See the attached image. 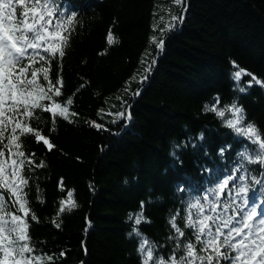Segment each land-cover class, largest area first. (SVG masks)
Returning <instances> with one entry per match:
<instances>
[{
  "label": "trees",
  "instance_id": "1",
  "mask_svg": "<svg viewBox=\"0 0 264 264\" xmlns=\"http://www.w3.org/2000/svg\"><path fill=\"white\" fill-rule=\"evenodd\" d=\"M55 7L63 15L45 17L52 22L38 41L42 47L32 53L29 71L38 70L32 82L39 87L29 99L52 106L72 98L67 106L72 122L58 116L53 126L50 114L37 109L42 119L29 123L54 147L49 150L32 134L21 136L25 157L8 143L13 123L5 118L0 125L5 179L27 178V185L18 187L31 212L19 215L29 222L34 255L51 256L50 264H142L135 227L155 243L154 255L167 259L178 242L195 240L193 229L185 227L187 217H214L227 233L223 221L239 220L245 196L264 208V183L254 182L264 181V164L238 155L247 149L253 156L258 145L225 125L231 112L221 118L205 107L223 110L235 103L243 123L254 124L264 138V86H248L251 76L242 75L246 90L240 92L233 79L243 69L264 81V0H55ZM22 12L30 22L40 7L34 8L33 0H13L4 9L12 22L5 28H14ZM72 14V23H63ZM65 33L70 36L65 54L59 57L57 51L53 59L43 49H60ZM45 72L53 83L61 80L50 92ZM44 92L51 99L41 98ZM25 158L22 168L13 164ZM230 176L235 179L223 193L209 194ZM69 192L76 205L70 212ZM18 196L7 201L5 221L19 209ZM141 202L144 220L137 225L129 216L141 211ZM198 203L199 211L192 207ZM173 216L185 233L179 241L170 239L176 235L169 223Z\"/></svg>",
  "mask_w": 264,
  "mask_h": 264
},
{
  "label": "snow or ice",
  "instance_id": "2",
  "mask_svg": "<svg viewBox=\"0 0 264 264\" xmlns=\"http://www.w3.org/2000/svg\"><path fill=\"white\" fill-rule=\"evenodd\" d=\"M20 3L23 4L24 0H20ZM176 3H181V0H176ZM12 4L13 0H0V125L4 124L5 118L13 123L12 135L8 137V143L15 144L17 154L20 157H25V153L19 151L23 143L20 139L21 136L32 134L37 142L42 141L48 146L49 150L54 147L49 139L41 134L38 128L31 126L29 123L32 120L42 119V116L36 110L40 109L43 112L49 113L53 126L58 116L71 123L72 121L69 119V109L67 106L71 105L73 101L69 97L63 103L53 101L52 106H48L40 103L36 99H29L32 90L39 87L32 82L35 80L38 70L29 71L30 63L34 59L32 53H37L42 47V44L38 43V41L44 40L43 30L52 22L51 19L46 20L45 17H56L59 20V17L63 15L58 7H55V0H33L34 8L37 5L40 7L39 17L36 18L34 12V18L28 22L25 19L27 13L22 12L15 20V27L9 30L5 28V24L11 25L12 22L5 18L4 9L6 6L11 7ZM9 15H12L11 11ZM73 17L74 14L63 23L70 25ZM173 18L175 19V17ZM55 27L59 29L61 23H56ZM70 31L71 29L69 27L68 32L70 33ZM49 35H52V33L49 32ZM69 38L68 33H65L60 41V49L51 50L44 48V52L49 53L55 59L56 52L58 51L59 57H63L65 54L64 49L67 47ZM107 41L110 45L115 42L111 31L108 34ZM158 47H163V41H161ZM41 59H45V57H41ZM234 67L238 66L234 65ZM29 74L31 79L28 78ZM242 75L251 76V81L248 82V86H251L253 82L264 86V81L258 80L254 75L246 73L243 69H238L233 73V79L237 81V89L240 92L246 90L240 86ZM43 79L48 81L49 92L52 91L55 84L61 83L60 79H57L54 83L50 81L47 72H45ZM55 95H61L59 88L55 89ZM41 98L51 99L48 96V92H44ZM218 102L219 98L216 99V103ZM6 104L8 105L7 108L5 107ZM205 107L207 111H214L221 118L225 117V112H231L232 118L226 119L225 125L236 131L238 135L246 137L252 144L258 145V151L253 156H249L247 149L238 155L242 159H248L249 162L255 163L259 161L261 164H264V138H262V134L254 124L248 123L245 125L243 123L244 116L242 108L238 107L235 103L230 107L226 106L223 110H218L216 107ZM6 112L10 113L7 117H5ZM72 115L76 114L73 112ZM18 117H24L25 119L20 120ZM96 127H99V125H96ZM17 129L20 130L19 134H17ZM52 130H54V127ZM3 135V128L0 127V137ZM4 147H8V145ZM220 152L222 155L224 149L222 148ZM3 155L4 153L0 151V156ZM25 162L26 158L13 161V164L22 168ZM28 163H31V161H28ZM39 166L43 167V162ZM4 173L3 162H0V253L3 254L2 258H0V264H9V261H11V264H50L53 260L51 256L43 257L34 255L35 249L30 244V237L27 233L29 222L19 215V212H23L24 216H28L31 212V209L27 207L28 201L25 199L27 194L23 193L22 187H18V184L26 186L27 178L25 176H19L18 180H6ZM11 176L14 178L18 176L15 169L11 172ZM231 179H235V177L230 176L225 178L217 184L216 188L211 189L209 194L215 196L217 192L223 193ZM254 182L257 184L264 183L262 180H255ZM239 192L246 193L247 187H240ZM6 193L9 195H6ZM19 193H23V195L18 196ZM16 196H18L20 201V207L11 214L10 221H5V215L9 214L7 201L11 200V197ZM207 198V196L204 197V199ZM16 202L11 201L13 205ZM64 203V201H61L59 212L65 211ZM68 204L69 207L67 210L69 212L72 208L76 207L72 201L71 192L68 193ZM143 207V202H141V211L129 216V219L134 220L137 225L144 220ZM192 207L197 208L199 211L201 206L198 203L192 205ZM239 212L241 215L238 221L233 222L234 218L231 217L223 221L224 227L228 229L227 233L223 231L220 224L215 223L216 218L214 217L204 216L203 219L197 220L192 219L190 216L187 217L185 227L193 229L195 240H188L183 244L178 242L174 253L167 259L163 256H155V243L143 237L134 227L133 233L141 237L140 246L137 251L142 257V264H150V262L151 264H223L225 261L227 264H250V262L264 264V208L258 209L255 200L245 196L243 198V208H240ZM177 215L179 214L177 213ZM176 218V216H173L169 220L171 228L176 234L170 237V239L179 241V238L184 237L185 233L177 225ZM31 219H36L34 213H32ZM210 220L212 224L208 223ZM213 224H215V232L212 231ZM56 226L59 227V224ZM204 236H209L211 239H201ZM237 237H239L238 240ZM175 251H180L181 254L179 257L175 254ZM63 255L64 253H61V256Z\"/></svg>",
  "mask_w": 264,
  "mask_h": 264
},
{
  "label": "rangeland",
  "instance_id": "3",
  "mask_svg": "<svg viewBox=\"0 0 264 264\" xmlns=\"http://www.w3.org/2000/svg\"><path fill=\"white\" fill-rule=\"evenodd\" d=\"M7 221H10V220H7Z\"/></svg>",
  "mask_w": 264,
  "mask_h": 264
}]
</instances>
